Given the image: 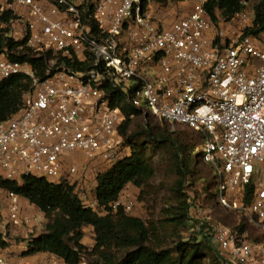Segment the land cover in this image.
Returning a JSON list of instances; mask_svg holds the SVG:
<instances>
[{
	"label": "built area",
	"instance_id": "2783aa9c",
	"mask_svg": "<svg viewBox=\"0 0 264 264\" xmlns=\"http://www.w3.org/2000/svg\"><path fill=\"white\" fill-rule=\"evenodd\" d=\"M3 1L0 18L6 12L14 17L0 26L11 29L6 40L26 41L37 58L48 62L51 54L64 62L49 61L41 79L31 64L13 61L0 48V83L16 76L31 82L20 112L0 122L2 179L32 176L68 185L84 208L107 214L98 179L132 155L121 134L126 118L111 104L114 89L147 116L202 134L196 151L217 181V207L264 231V34L252 33L253 0L217 22L206 9L209 0H199L169 26L155 16L153 8L161 7L154 0ZM4 197L5 232L33 235L38 219L24 213L22 198L0 187ZM136 206L126 189L110 208L131 215ZM187 226L196 243L211 245L226 264H264V243L242 240L201 204L190 209ZM43 255L32 263L0 246V264H66Z\"/></svg>",
	"mask_w": 264,
	"mask_h": 264
},
{
	"label": "trees",
	"instance_id": "16d2710c",
	"mask_svg": "<svg viewBox=\"0 0 264 264\" xmlns=\"http://www.w3.org/2000/svg\"><path fill=\"white\" fill-rule=\"evenodd\" d=\"M154 1L163 7L170 3L199 0ZM243 1L209 0L206 9L215 22L219 19H231L243 10ZM253 3L256 30L252 33L257 36L264 34V0H253ZM1 18L6 23L14 19L9 12L4 13ZM3 35V38L0 35L1 50L7 49V55L15 62L31 64L41 79L46 78L50 68L49 61L57 60V66L64 62L62 57L55 58L51 54L48 55V62L37 58L27 48L26 41L6 40L7 33ZM66 65L75 71L82 69L78 64L71 65L66 62ZM30 89L31 82L23 76L0 83V122H6L20 112L23 105L22 94ZM109 94L112 107L119 108L126 118L121 134L133 147L129 159L98 179L99 204L101 208L108 210L107 214L101 215L84 208L74 188L68 185H57L32 176L10 182L0 176V187L27 200L48 220L45 232L29 241L24 256L55 254L66 264H207V260H211L213 264H226L209 244L196 243L195 238H187L179 240L171 247L164 240L159 227L123 212L111 211V204L120 198L128 186L145 189L154 179L156 169L148 157L147 147L172 143L177 153L175 160L179 163L181 176L175 187V194L180 196V202L177 208L164 211L162 217L169 225L183 226L189 220L191 209L184 194V185L189 176H195L191 167L194 161H198L194 153L202 143L199 146L181 145L179 140L171 141V135L167 132H158L147 125L129 136L134 119L142 116L141 111L130 103L123 92L109 89ZM90 227L94 230L96 243L93 249L83 244L84 230ZM0 246L3 249L8 247L1 233Z\"/></svg>",
	"mask_w": 264,
	"mask_h": 264
},
{
	"label": "rangeland",
	"instance_id": "374dc122",
	"mask_svg": "<svg viewBox=\"0 0 264 264\" xmlns=\"http://www.w3.org/2000/svg\"><path fill=\"white\" fill-rule=\"evenodd\" d=\"M194 4L195 2L192 1L186 3H170L161 8H153V11L157 19H159L164 25L169 26L187 17ZM251 5H255V3L252 1ZM4 6L5 2L0 0V10ZM3 23L6 25V22L0 18V26ZM4 32L9 34L11 32L10 27L6 26L5 29H0V35H2V38L4 36L3 34H5ZM54 61L55 63L57 62V60ZM51 66H53V64H51ZM127 85L132 87L134 82H129ZM141 115L142 116L139 118L134 119V123L129 131V136L136 131H140L147 125L148 128L158 132H167L168 135H171V141L173 140L176 142L179 140L181 145L189 144L190 146H199L204 140V136L202 134L195 133L182 126H174L172 124L159 122L152 117L147 116L142 111ZM130 146L133 147L131 144ZM147 153L148 157L152 160L153 165L155 166L156 175L145 189H136L135 187H131L134 192L131 195L133 199L137 201V206L135 212L128 216L139 218L148 224H153L159 227L164 240H166L172 247L181 239L193 238V234L189 231L187 222L184 223L183 226H174L165 223L166 221L162 217L164 211L177 208L180 202V196L175 194L176 184L181 180V176L179 174V163L175 160L177 153L175 152L172 143L163 144L158 147L150 145L147 147ZM194 156L198 159V161H194L193 166L191 167V171L194 172L195 176H189L184 185V194L188 198V203L191 208L197 204H201L205 208H208V210L212 211V219L214 222L222 223L228 227L238 230L242 240L248 243L263 244V230L249 226L237 215L221 210L217 207L213 194L217 181L215 180L213 171L209 166L204 165L201 162V154L199 150L194 153ZM23 200L24 199H22V201ZM0 218L3 224L2 227L6 226L8 224V201L6 197L0 199ZM45 220V225L39 229L41 234L45 232V226L48 224L46 217ZM2 230L4 235L2 233L1 234L4 236L5 242L9 236L19 243L26 241L20 233L17 232L18 230H22L23 232L27 231L26 229H6L7 232H5L4 229ZM36 233L37 232L35 231L33 235H29L35 236L37 235ZM92 235H94V233L88 234L87 236L91 241H95V236L92 237ZM94 246L95 245L91 247L90 245V249H93ZM206 262L207 264H213L211 260H207Z\"/></svg>",
	"mask_w": 264,
	"mask_h": 264
},
{
	"label": "crops",
	"instance_id": "0c3cea01",
	"mask_svg": "<svg viewBox=\"0 0 264 264\" xmlns=\"http://www.w3.org/2000/svg\"><path fill=\"white\" fill-rule=\"evenodd\" d=\"M131 187L132 186H128L126 189H130L131 194H133L134 192L131 189ZM21 205H22L23 211H24V213L26 215H29V216H31L33 218H37L38 219L37 222H36V228L34 229V232L36 231L37 235L30 236L28 231H24L23 232L22 230H18L17 229L18 230L17 232L20 233V235L26 241L19 243L16 240H13L11 238V236H9L6 239V242L8 243V248L5 249V252L11 253V254H14V255H16V254L20 255V254L25 253L28 250V243H29L30 239L31 238H36V237H39L40 235H42L43 233L41 234L39 232V229H41V227L43 225H45V223H46L45 215L39 209H37L36 207L32 206L27 200H23ZM2 226H3V224H2V220L0 218V233L3 234ZM84 233H85V237H84V240H83V244L86 247H88V248H90V245H91V247H93V245H95V241H93V240L91 241L90 238L87 236L88 234L94 233L93 228H91V227L90 228H86L84 230ZM92 237H94V235H92ZM44 258H45V255H35V256H32V257H27V259L30 260L32 263H39V262L43 261Z\"/></svg>",
	"mask_w": 264,
	"mask_h": 264
}]
</instances>
